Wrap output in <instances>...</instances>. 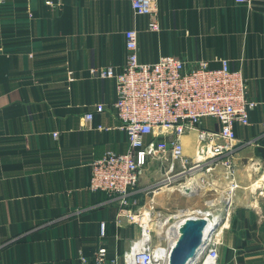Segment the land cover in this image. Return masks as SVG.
Wrapping results in <instances>:
<instances>
[{
    "label": "crops",
    "instance_id": "obj_1",
    "mask_svg": "<svg viewBox=\"0 0 264 264\" xmlns=\"http://www.w3.org/2000/svg\"><path fill=\"white\" fill-rule=\"evenodd\" d=\"M157 2L159 29L153 32L130 0H0V264H80L81 254L94 263L98 248L122 257L139 239V226L120 216L121 198L88 188L92 160L128 149L112 106L115 81L95 78L91 70L122 69L124 32L131 27L139 31L140 60L175 55L218 68L227 58L247 76L249 97L257 102L250 124L236 126L234 148L210 173L184 179L195 178L194 192H146L169 165L153 161L129 194L132 209L151 201L168 206L170 197L162 193L177 190L186 199L181 207L200 211L192 216H223L212 238L218 264H264V5ZM98 104L105 106L101 113ZM202 125L215 128L216 122L206 118ZM197 134L182 137L189 158L196 156ZM212 184L220 187V209L216 200L204 199V208L199 203Z\"/></svg>",
    "mask_w": 264,
    "mask_h": 264
},
{
    "label": "built area",
    "instance_id": "obj_2",
    "mask_svg": "<svg viewBox=\"0 0 264 264\" xmlns=\"http://www.w3.org/2000/svg\"><path fill=\"white\" fill-rule=\"evenodd\" d=\"M234 1L241 5H264V0ZM46 3L50 4V1ZM130 5L139 18L149 19L150 31L159 29L157 0H130ZM124 37L126 53L122 69L94 68L91 74L95 78L115 81L117 99L112 106L121 121V129L126 132L128 149L124 153L110 150L92 160L88 188L119 196L124 207L121 218L137 224L141 235L122 257L109 258L105 248H98L94 263L83 254L79 260L80 264H169L173 238L157 231L166 215L154 201L148 207L134 211L129 194L138 187L143 172L153 161L169 163L164 176L145 187L146 192L153 194L170 187L183 191L187 181L179 179L203 171L210 173L215 160L234 148L236 126L250 124V114L257 102L249 97L247 76L242 70L233 69L227 58L220 60L218 68H212L206 60L189 64L175 55L162 56L153 62L142 61L139 31L128 28ZM104 110L103 104L96 106V112ZM206 118L215 120L216 127H204L202 122ZM84 119L91 121L93 113L85 114ZM192 130L198 132L195 158L185 155L182 141V137ZM176 162L182 167L179 170H176ZM225 164L230 170L229 160ZM194 191L191 189L189 193ZM100 229L105 235L104 222ZM175 231L177 235L178 230ZM159 244L161 248H157ZM218 249L211 241L196 264H218Z\"/></svg>",
    "mask_w": 264,
    "mask_h": 264
},
{
    "label": "water",
    "instance_id": "obj_3",
    "mask_svg": "<svg viewBox=\"0 0 264 264\" xmlns=\"http://www.w3.org/2000/svg\"><path fill=\"white\" fill-rule=\"evenodd\" d=\"M183 191L189 193L190 186ZM223 221V216L213 220L205 217H186L178 228L177 240L171 247L169 264H196L205 252L217 228Z\"/></svg>",
    "mask_w": 264,
    "mask_h": 264
},
{
    "label": "rangeland",
    "instance_id": "obj_4",
    "mask_svg": "<svg viewBox=\"0 0 264 264\" xmlns=\"http://www.w3.org/2000/svg\"><path fill=\"white\" fill-rule=\"evenodd\" d=\"M216 173V171H214ZM215 178H219V177H216V175L214 176ZM179 181H184V178H181L179 179ZM217 192H216V191ZM219 190H220V187L215 185V184H212L211 185H207V188L205 189V191H203L205 193V198H200V204L202 205V208L206 207V205L203 203L204 199L206 201H213V200H216V202H219L220 204L216 205L215 207L216 208H221V204H223V200L221 199V195L219 194ZM163 197H170V204H168V206H166L165 204L164 205H160V207H157L160 211L163 212L164 215H166L165 218L173 215V214H176L178 212V209L179 208H183L181 207V205H183L184 201L186 200L185 198L181 197L180 193L175 190L173 193H170V191H166L164 193H162ZM158 206V205H157ZM185 208V207H184ZM187 208V207H186ZM197 208H194L192 210H196ZM217 211V210H215ZM164 218V219H165ZM174 221L171 220L170 222H168L165 226H164V230L165 232H162L164 234H166V231L168 229V227L173 223Z\"/></svg>",
    "mask_w": 264,
    "mask_h": 264
},
{
    "label": "bare ground",
    "instance_id": "obj_5",
    "mask_svg": "<svg viewBox=\"0 0 264 264\" xmlns=\"http://www.w3.org/2000/svg\"><path fill=\"white\" fill-rule=\"evenodd\" d=\"M192 179V180H190ZM190 181H187V185L190 186L191 188L193 187V185L197 184V183H194L195 182V178H189ZM197 187L199 188V186L197 185ZM231 187V186H230ZM168 190L170 191H173L175 188L174 187H170V188H167ZM205 191V190H204ZM203 192V191H202ZM204 193V192H203ZM200 194V193H199ZM201 196V195H200ZM222 198V197H221ZM227 199V198H226ZM224 203V202H223ZM209 204L210 205H213L214 204V201H209ZM220 204V203H219ZM222 205V204H221ZM219 206V205H218ZM230 210V209H229ZM207 211V210H205ZM200 212L198 210H190V209H187V208H180L178 209V212L176 214H173L167 218H165L160 224H159V227L157 228V231L159 234H161L162 232H165V228L164 226L170 222L171 220H173L174 222L168 227L167 231H166V235H167V238L171 239V246L174 245V243L176 242L177 240V236L178 234L176 235L175 234V229L178 230L179 228V224L187 217V216H191L192 214H196ZM228 212V211H227ZM201 214V213H200ZM202 215V214H201ZM200 217V216H199ZM208 218V217H207ZM179 231V230H178ZM177 231V233H178ZM175 236H172L174 235ZM157 248H161V244L158 245Z\"/></svg>",
    "mask_w": 264,
    "mask_h": 264
}]
</instances>
